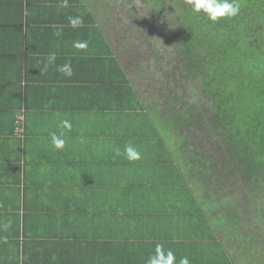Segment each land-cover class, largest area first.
I'll list each match as a JSON object with an SVG mask.
<instances>
[{
	"label": "crops",
	"instance_id": "obj_1",
	"mask_svg": "<svg viewBox=\"0 0 264 264\" xmlns=\"http://www.w3.org/2000/svg\"><path fill=\"white\" fill-rule=\"evenodd\" d=\"M70 17H81L82 25L73 27ZM76 42L88 46L77 49ZM52 53L56 60L48 64ZM115 61L135 87L93 0H0V264H146L157 244L176 254V264L184 256L190 264H264L260 239L246 237L239 245V233L228 235L208 207L206 226L199 212L170 217L163 208L167 200L138 197L153 185L141 169L125 177L136 192L129 200L81 197L84 189L113 190L122 169L132 165L119 156L113 170L106 168V153L100 152L105 129L116 120L111 88L121 90L108 81L120 74ZM69 62L72 76L56 70ZM135 91L143 101L137 86ZM20 115L22 137L14 130ZM64 120L70 131L61 127ZM53 132L63 133V149L53 146ZM122 137L114 136L118 142ZM90 207L112 220L94 226Z\"/></svg>",
	"mask_w": 264,
	"mask_h": 264
},
{
	"label": "trees",
	"instance_id": "obj_2",
	"mask_svg": "<svg viewBox=\"0 0 264 264\" xmlns=\"http://www.w3.org/2000/svg\"><path fill=\"white\" fill-rule=\"evenodd\" d=\"M147 3L156 16L162 14L168 19L170 31H174L171 45L179 63L177 72L183 75L184 89L189 94L173 101L174 107L169 103L166 110L159 112L137 96L136 86L115 61L114 70L120 74L108 81L120 85L121 90L111 88L115 94L112 113L116 120L105 129L107 137L102 140L100 152L106 153V168L113 170V161L119 156L121 161H130L132 165L122 169L125 174L120 172L113 190H101L100 186L84 189L81 197L89 194L90 200L104 196L129 200L136 192L131 191L129 183L125 185V177L141 169L148 173L153 185L138 192V197L149 195L167 200L163 208L170 217L175 213L179 217L199 212L202 224L207 226L210 222L203 210L208 204L200 202L202 198L186 181L184 169L176 162L169 131L189 126L198 116L203 118L216 134H222L219 145L227 165L243 176L249 190L264 197V0H239L240 13L219 23L210 21L202 12L193 13L185 0ZM180 104L181 110H177ZM14 130L19 137L25 134V116L16 117ZM119 134L123 137L118 142L114 136ZM129 144L139 151L141 159L127 158L125 148ZM15 145L9 144L10 152L16 149ZM116 149L120 150L119 155ZM87 213L94 218L96 227L102 220H112L97 207H90ZM220 222L228 227L225 219ZM107 261L119 263L112 258Z\"/></svg>",
	"mask_w": 264,
	"mask_h": 264
},
{
	"label": "rangeland",
	"instance_id": "obj_3",
	"mask_svg": "<svg viewBox=\"0 0 264 264\" xmlns=\"http://www.w3.org/2000/svg\"><path fill=\"white\" fill-rule=\"evenodd\" d=\"M147 1L93 0V8L139 95L161 112L189 92L184 89L183 75L177 72L179 63L171 45L174 31H170L168 19L156 16ZM176 109L181 110V104ZM197 118L189 126L169 131L177 164L194 192L206 200L211 216L225 219L228 235L239 233V245L246 237L259 238L264 247V197L249 190L243 176L227 165L219 145L222 134ZM250 258L258 261V256Z\"/></svg>",
	"mask_w": 264,
	"mask_h": 264
},
{
	"label": "clouds",
	"instance_id": "obj_4",
	"mask_svg": "<svg viewBox=\"0 0 264 264\" xmlns=\"http://www.w3.org/2000/svg\"><path fill=\"white\" fill-rule=\"evenodd\" d=\"M185 3L191 7L193 13L202 12L214 23H219L221 19L236 17L241 11L239 0H185ZM69 20L73 27H77L83 23L81 17H70ZM59 34L60 33L58 32L57 35ZM87 46V42H76L74 44L75 48L81 50L86 49ZM55 60V53L50 54L48 57V64L54 63ZM43 70H47V65H45ZM56 70L62 72L65 76L70 77L73 75L70 62L65 63L64 65H58ZM61 127L67 128L70 131L72 125L69 121L64 120L61 121ZM62 136L63 133H61L60 136L55 132L51 133L52 144L57 149H63L65 147L66 141ZM116 153L119 155L120 150L116 149ZM125 153L129 160L134 161L141 159L139 151L130 144L126 146ZM10 226L11 222L5 225L6 228ZM176 259V254L171 249L165 250L163 245L157 244L155 247V253L148 257L146 264H176ZM179 264H190V260L187 256L181 257Z\"/></svg>",
	"mask_w": 264,
	"mask_h": 264
}]
</instances>
